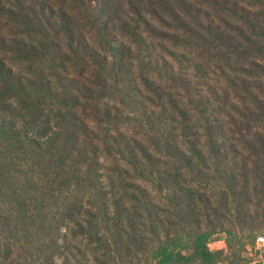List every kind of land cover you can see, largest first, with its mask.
Instances as JSON below:
<instances>
[{
	"label": "trees",
	"instance_id": "trees-1",
	"mask_svg": "<svg viewBox=\"0 0 264 264\" xmlns=\"http://www.w3.org/2000/svg\"><path fill=\"white\" fill-rule=\"evenodd\" d=\"M261 231L264 0H0V264H252Z\"/></svg>",
	"mask_w": 264,
	"mask_h": 264
},
{
	"label": "rangeland",
	"instance_id": "rangeland-1",
	"mask_svg": "<svg viewBox=\"0 0 264 264\" xmlns=\"http://www.w3.org/2000/svg\"><path fill=\"white\" fill-rule=\"evenodd\" d=\"M260 233H264L261 231ZM212 249H218V248H223L226 247L225 241L219 240L215 243H212L210 245ZM242 256L248 259H253L252 264H257L261 263L264 261V243H256L255 247H247L242 251Z\"/></svg>",
	"mask_w": 264,
	"mask_h": 264
},
{
	"label": "built area",
	"instance_id": "built-area-1",
	"mask_svg": "<svg viewBox=\"0 0 264 264\" xmlns=\"http://www.w3.org/2000/svg\"><path fill=\"white\" fill-rule=\"evenodd\" d=\"M257 243L258 244L264 243V233L258 234V236H257Z\"/></svg>",
	"mask_w": 264,
	"mask_h": 264
}]
</instances>
